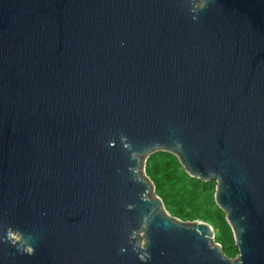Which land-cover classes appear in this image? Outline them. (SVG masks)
Here are the masks:
<instances>
[{"label":"water","instance_id":"1","mask_svg":"<svg viewBox=\"0 0 264 264\" xmlns=\"http://www.w3.org/2000/svg\"><path fill=\"white\" fill-rule=\"evenodd\" d=\"M158 151L216 182L235 257ZM0 264H264V0H0Z\"/></svg>","mask_w":264,"mask_h":264},{"label":"trees","instance_id":"2","mask_svg":"<svg viewBox=\"0 0 264 264\" xmlns=\"http://www.w3.org/2000/svg\"><path fill=\"white\" fill-rule=\"evenodd\" d=\"M144 170L171 215L184 221L198 219L209 223L214 230V240L220 244L224 254L236 256L238 249L232 230L225 213L214 201V180L204 182L190 177L178 158L165 151L151 154Z\"/></svg>","mask_w":264,"mask_h":264}]
</instances>
